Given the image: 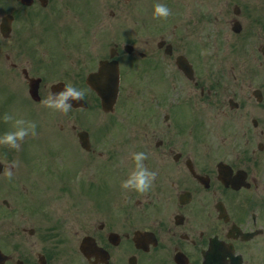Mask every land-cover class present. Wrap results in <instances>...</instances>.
<instances>
[{
  "label": "flooded vegetation",
  "instance_id": "obj_1",
  "mask_svg": "<svg viewBox=\"0 0 264 264\" xmlns=\"http://www.w3.org/2000/svg\"><path fill=\"white\" fill-rule=\"evenodd\" d=\"M0 11V135L5 113L37 125L19 151L0 145V264H264V0ZM105 61L120 69L115 128L102 107L92 135L89 108L40 106L65 84L85 93ZM137 152L157 173L146 194L121 188Z\"/></svg>",
  "mask_w": 264,
  "mask_h": 264
},
{
  "label": "clouds",
  "instance_id": "obj_2",
  "mask_svg": "<svg viewBox=\"0 0 264 264\" xmlns=\"http://www.w3.org/2000/svg\"><path fill=\"white\" fill-rule=\"evenodd\" d=\"M171 14V10L167 6L159 3L154 5L153 19H167ZM84 96L83 90L74 87L72 84H65L62 90L56 93L52 92L44 98L40 102V106L66 115L73 107L70 101L79 102L84 99ZM3 121L6 124L11 123V130L0 135V145L19 151L21 143L27 137H35L37 135V125L33 121L16 118L14 115L8 113L4 114ZM147 159L148 155L144 152L132 154L135 168L130 172L128 178L121 182L122 189L132 190L140 194H146L151 190L157 173L150 171L145 166L144 161ZM18 166V161L5 165L3 174L9 180L12 179L14 175L13 169Z\"/></svg>",
  "mask_w": 264,
  "mask_h": 264
},
{
  "label": "water",
  "instance_id": "obj_3",
  "mask_svg": "<svg viewBox=\"0 0 264 264\" xmlns=\"http://www.w3.org/2000/svg\"><path fill=\"white\" fill-rule=\"evenodd\" d=\"M105 67L102 66V69H100V72L95 75L94 78L91 79L90 84L93 87V89L97 92V94L103 98V105L106 111H109L112 109L118 93V81L114 85L110 86H103L101 85V70L102 73L104 72Z\"/></svg>",
  "mask_w": 264,
  "mask_h": 264
},
{
  "label": "rangeland",
  "instance_id": "obj_4",
  "mask_svg": "<svg viewBox=\"0 0 264 264\" xmlns=\"http://www.w3.org/2000/svg\"><path fill=\"white\" fill-rule=\"evenodd\" d=\"M0 16H1V11H0ZM1 48L2 46H0V49ZM128 101L129 100L126 99L125 103L127 104ZM101 122H102L101 121V110L98 107L97 108L91 107L89 109V121L87 124L88 125L87 128L90 130L92 134H96V135L101 134ZM90 218H96V217L91 215Z\"/></svg>",
  "mask_w": 264,
  "mask_h": 264
}]
</instances>
